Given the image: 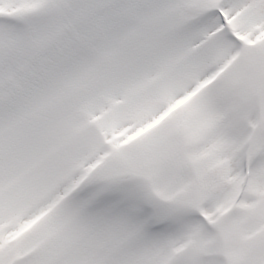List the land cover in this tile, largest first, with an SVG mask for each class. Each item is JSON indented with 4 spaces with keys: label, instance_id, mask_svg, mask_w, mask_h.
<instances>
[{
    "label": "snow or ice",
    "instance_id": "6c2138e0",
    "mask_svg": "<svg viewBox=\"0 0 264 264\" xmlns=\"http://www.w3.org/2000/svg\"><path fill=\"white\" fill-rule=\"evenodd\" d=\"M0 264H264V0H0Z\"/></svg>",
    "mask_w": 264,
    "mask_h": 264
}]
</instances>
